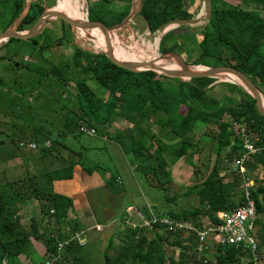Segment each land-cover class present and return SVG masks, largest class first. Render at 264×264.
I'll return each instance as SVG.
<instances>
[{"label":"trees","instance_id":"16d2710c","mask_svg":"<svg viewBox=\"0 0 264 264\" xmlns=\"http://www.w3.org/2000/svg\"><path fill=\"white\" fill-rule=\"evenodd\" d=\"M190 1L194 5L196 0ZM238 1L240 3L234 5L226 0H211L209 18L199 34L178 36L169 32L161 39L159 50L161 53H179L185 48V45L180 44V39L184 41L189 35L193 36L196 54L185 60L188 64L234 67L249 77L264 97V0ZM46 2L48 0H35L27 8L26 0H0V8L13 9L11 24H17L21 20L16 29L18 32H25L36 24L46 10ZM87 2L89 20L101 22L108 27L123 22L133 5V0ZM190 9L191 5L186 0H140L137 14L145 21L150 34L156 35L170 24L194 19L195 13ZM63 13L70 17L67 9ZM60 23L62 36L56 41L43 39L42 35L47 28L38 35L43 39L38 50L41 64L48 61L44 58L46 52L54 46H62L65 39L73 34L68 23L62 20ZM11 24L7 29L12 28ZM96 30L102 32L99 28ZM170 40L172 46L166 47ZM11 41L35 39H9L2 44L4 46L1 50ZM151 46L152 42L145 37L137 41L132 35L130 40L122 39L112 44V49L114 56L120 61L151 62ZM100 48L106 49V46ZM7 59L6 54L0 56V60ZM11 64L10 70L14 71V66L20 65L27 71L30 76L27 83L41 80L45 85L50 75L62 86L73 83L77 93V111L66 113L64 134L77 136L81 133V125L95 129L97 134L106 136L118 145L126 157L134 159L136 171L159 189H167L172 183L173 161L176 163L184 158L192 161L200 153L194 142V131L198 124L211 130L214 164L205 178L201 182H195L187 192L188 196L196 194L198 206L181 212L170 211L167 217L190 221L198 228H203L219 221L217 213L230 211L246 203L245 193L240 190L241 179L239 182L234 172L231 179L223 174L224 163H233L244 154V140L235 125L244 126L250 138L257 145L264 146V116L258 112L256 100L241 86L225 83L230 91L218 100L210 95L217 79L195 78L184 81L154 71L132 72L113 64L104 52L94 53L76 44L70 64H53L48 70L27 61ZM90 80L97 83L103 91L102 96L90 87ZM3 83L4 79L0 76V87ZM236 92L239 99L234 97ZM30 99L31 102L34 100L32 96ZM57 99L60 102L63 97ZM117 121L125 122L128 126L110 134L107 129ZM211 126L214 127L213 130ZM211 133L205 132V135L209 136ZM41 134L44 133L38 134L35 131V135ZM46 134L39 140L42 142L38 143L51 141L50 134ZM51 142L50 148L42 150L44 155L52 153L53 148L57 149L59 146L56 141ZM59 147L69 150L66 146ZM79 158L76 163H67L64 168L48 172L43 178L46 179L45 182L42 180L43 188L40 192L33 191L43 213L51 214L53 210L54 214L51 216L57 221L67 216L72 201L53 193L52 188L50 189L52 183L72 179L74 168L78 165L90 175L100 171L98 167L85 168L82 157ZM246 169L245 177L251 180L255 170H264V151L246 162ZM118 177L112 174L106 180L112 192L123 191ZM240 177L243 179L242 175ZM254 181L250 192L258 213L257 235L264 251V182L257 178ZM15 183H0V264H18L16 260L21 255L30 256L32 241L43 243L49 255L56 249L55 239L40 232L35 219L31 220L29 228L21 224L18 209H21L20 205L24 203L27 194L17 192ZM168 201L173 203L174 199L169 198ZM145 214L149 216L148 212ZM202 218H206L208 223L204 224ZM159 230L166 233L161 234L155 230L153 238H150L148 232L127 225L121 232L112 233L105 249L104 264H190L189 252L193 253L195 264H242L244 254L234 246H216L207 255L209 257L204 256L198 261L194 258L197 245L194 235L184 238L163 228ZM116 236L122 239L119 247L115 246ZM166 244L180 249L178 260L169 258L162 251L164 247L167 248ZM67 250L80 253L79 245L74 243Z\"/></svg>","mask_w":264,"mask_h":264},{"label":"rangeland","instance_id":"374dc122","mask_svg":"<svg viewBox=\"0 0 264 264\" xmlns=\"http://www.w3.org/2000/svg\"><path fill=\"white\" fill-rule=\"evenodd\" d=\"M71 1L72 0H48V2L45 3L47 6L46 10L55 7L57 11L63 13L66 9L68 10ZM186 1L191 5L190 11L195 13V18L189 22L183 21L171 24L174 26L170 27V25L167 27L169 28L168 30H163L160 33V38L158 35L154 36L150 34L145 21L138 14L134 16L133 20L126 27L115 31V33L129 40L132 35L136 37L137 41L145 37L147 41L154 44L157 43L159 39L158 54L161 56L164 54L159 50L163 35L169 32L175 33V35L178 36L179 34H199L200 29L205 26L209 18L210 12L206 6V0H198V5H192L190 0ZM226 1L234 5L240 3L238 0ZM85 12L88 18L87 0ZM12 15L13 9L0 8V33L4 32L7 27L10 26ZM11 26L13 28L18 27L15 23L11 24ZM61 29L60 20H52L42 37L50 42H54L62 36ZM80 30L81 29H72L73 34H70L65 39L62 46H54L46 52L44 55V58L48 60L46 64H41L38 59V50L43 42V39L38 36L34 37L35 41H11L5 48L2 50L0 49V56L6 54L8 57L7 60H0V76L4 79V83L0 87V183L5 185L7 183L16 182L14 184L15 190L21 194L26 193L27 196L30 197V200H27L26 203L20 202V208L22 209H18L19 217L21 215L22 217L26 216L28 213L30 217L38 214L40 202L33 196V191L40 192L43 188L40 183L44 178L43 176H46V174H43V178L39 177L38 174L40 172L38 168L30 170L28 165L25 164L22 154L24 151L29 150L21 148L20 143L24 142L29 144L34 141L42 142L39 140L43 139L44 135H47L46 132L50 134L51 137L49 138L51 141H56V144H59V146H66L70 153L75 156H81L83 160L82 164L85 168L98 167L100 169L98 172L107 179H109L112 174L120 176L123 180L122 185L124 192L127 193V196L124 198L125 204L133 205L144 214L148 212V214L153 213L155 215L167 216L170 211L181 212L184 209L197 207L199 201L196 194L193 193L188 196L187 192H189V188L195 182H201L205 178L214 164L215 155L212 151L213 138L211 130H207L204 125L198 124L194 131V142L198 145L200 153L197 154L192 161H190L189 158L180 159V161L176 163L173 161V181L167 186V189H159L136 171L134 159L126 157L118 145L110 140H103L100 134L90 136L86 133H82L81 128L79 129L81 133H78L77 136H72L69 133L64 134L66 133V123L64 119L68 115L66 113L77 111V93L73 83L62 86L52 75L46 79L45 85L41 80H39L41 82L39 84V81L27 83L30 76L20 65L14 66V71L9 69V64L12 65L11 63L13 62L24 61H27V63H34V66L42 69L44 67L47 70L53 64H70L75 44L81 46L84 50L94 53H102L105 51L104 48L97 47L96 42H93L89 37H82L80 35ZM103 37L106 38L102 32V38ZM185 39L184 41L180 39V44L182 43L185 45L184 50L177 53L187 61L189 58L195 56L196 43L193 36L189 35ZM171 43V40L170 42L168 41L166 47H170ZM1 46L3 47L4 45ZM26 57L29 59L26 60ZM172 64L176 63L171 62L166 65ZM222 80H225V78L222 77L214 84L215 87L218 86L219 92H213V95L219 96L222 93L220 90L227 88ZM89 85L100 96L103 95V91L100 90L96 82L90 80ZM31 96L34 99L32 102L30 99ZM60 96H62L63 99L57 102V98ZM127 126L128 124L125 122L117 121V123L110 126L107 131L112 134L116 130H122ZM211 128L212 130L214 129L212 126ZM35 131H38V134L42 132L44 134L35 135ZM205 132H210L211 134L206 136ZM38 144L40 147L33 152L40 153L44 149L43 143ZM59 146L57 148L61 150L62 148ZM60 152L61 154H65V150L63 149ZM52 154L59 158L56 148H53ZM38 156L39 155H37V157ZM69 156H71V154H69ZM46 160H49V158ZM57 164H59V162L55 160L53 165L48 164V166H45L42 170H44V172L49 171L54 165L57 166ZM223 167V174L227 179L232 178V172L235 173V177L238 176L239 182L241 179L240 190L244 192V180L240 177L241 175H237L238 171L232 168L230 163H224ZM101 171H103L104 174H102ZM195 171H197V173ZM33 174H35V177ZM252 176L251 178L253 181L257 178L258 181L264 182L263 169L255 170ZM169 198H173L174 202L168 201ZM201 221L204 224L208 223L206 218H202ZM125 226L123 221L120 222L117 228L118 232H121ZM160 232L161 234L166 233L163 231ZM148 233L149 237L153 238V232ZM121 242L122 239L116 236L115 246H121ZM162 251H164L169 258L175 260H178L181 252L178 247L171 246L167 248L164 247ZM194 255V258L199 261L197 255ZM188 256L190 257V264H195L192 257L193 253L189 252ZM43 262V257H34V264H42ZM242 264L245 263L242 261Z\"/></svg>","mask_w":264,"mask_h":264},{"label":"crops","instance_id":"0c3cea01","mask_svg":"<svg viewBox=\"0 0 264 264\" xmlns=\"http://www.w3.org/2000/svg\"><path fill=\"white\" fill-rule=\"evenodd\" d=\"M31 2L32 0H26L27 8ZM198 4L199 2L196 0L195 5ZM49 24L50 23H48L47 26ZM164 36L165 35H163V37ZM218 80L219 79H217L216 82H218ZM222 82L227 83L225 81ZM225 87L227 86L225 85ZM220 91L222 93L219 96L213 95V92H219L218 86L215 87L214 85L210 90V95L220 100L224 95L228 94L230 90L227 87ZM234 97L239 99L237 92L235 93ZM102 137L103 140H108L106 136ZM61 148L65 150V154H61L60 151H62V149L59 150V148H57L59 158L55 157L52 153L44 155L42 151L40 153L30 150L24 151L22 154L24 159L23 161H25V164L28 165L30 170L38 168L40 175L38 173L37 174L39 177H42L43 174H47L50 171L64 168L68 165L67 163H76L79 161V156H75L74 154L70 153L69 150H66L63 147ZM69 154H71V156H69ZM37 155L39 156L37 157ZM47 158H49V160H46ZM55 160H58L59 162L57 166L54 165L51 170L46 172L42 170L45 166H48V164L53 165ZM34 175L35 174H33V176ZM42 180L45 182L46 179ZM106 180L107 178H104L99 172H94L92 175H90L83 167L78 165L74 168L72 179L54 181L50 187V189L52 188V192L56 195L64 196L72 201V207L68 211V214L65 218L57 221L53 216H51L52 214H48L47 212L43 213L41 204L39 205L40 209L38 214L30 217L28 213L26 216L22 217L21 215L19 217L25 228H29L31 220L35 219L40 232H45L47 235H57L58 238H69V235L65 231L67 227H71L73 229H75L74 227H78L77 229L90 230L86 244L81 246L79 245V254L76 251H70L66 249L61 254L60 258L55 261V264L105 263L104 253L108 240L110 239L112 233L118 232L117 228L119 223L122 222V216L125 209L129 206H133L125 204L124 198L127 196V193L124 192V188L121 192H112L107 186ZM118 182L122 185L123 180L120 176L118 177ZM41 184L42 182L40 185ZM27 200H30L29 196L26 197L24 203H26ZM97 225H101L104 228L103 232H98L95 230V226ZM74 245L78 244L74 243ZM29 255L30 256L21 255L19 258H17V263L34 264L33 262L35 256L44 258V262L42 264H44L49 259V254L47 253L45 245L40 242L37 243L36 241H32L31 252Z\"/></svg>","mask_w":264,"mask_h":264},{"label":"built area","instance_id":"2783aa9c","mask_svg":"<svg viewBox=\"0 0 264 264\" xmlns=\"http://www.w3.org/2000/svg\"><path fill=\"white\" fill-rule=\"evenodd\" d=\"M28 59L26 57V60ZM235 127L239 130V134L244 140V154L235 162L230 163V166L243 176L246 203L238 205L230 211L217 213L216 217L219 221L216 224L207 225L203 228H198L190 221L176 220L153 213L146 216V214L136 207L129 206L125 209L122 216V221L125 225L145 232H154L155 230L160 232L159 229L163 228L165 231L169 230L184 238L194 235L197 242L195 253L199 259L210 254L216 246H234L241 249V252L244 254L242 261L245 264H249L250 262L252 264H264V251L261 247L256 228L258 213L250 192V189L254 186V181L245 177L247 172L246 162H249L253 156L264 151V146L257 145L250 138L244 126L235 125ZM80 128L82 133L90 136L97 134L95 129L86 125H81ZM20 147L36 151L40 145L36 142L29 144L21 142ZM50 147L51 142L46 141L44 148ZM50 213L54 214V211L51 210ZM95 230L103 232L104 228L101 225H97L95 226ZM65 231L69 235V238H58L57 235H51L56 241V249L54 253L49 255V259L44 264H55V261L60 258L61 254L71 243L80 246L85 245L90 232L89 229H73L71 227H67ZM166 247L169 246L166 244Z\"/></svg>","mask_w":264,"mask_h":264},{"label":"water","instance_id":"95a60500","mask_svg":"<svg viewBox=\"0 0 264 264\" xmlns=\"http://www.w3.org/2000/svg\"><path fill=\"white\" fill-rule=\"evenodd\" d=\"M138 1L133 0V5L130 14L127 18L118 25L108 27L101 22L90 21L87 22H76L72 20L66 14L59 12L55 7L45 10L36 24L27 32H18L16 28H10L0 33V48L1 45L9 39L17 40H30L39 34H41L46 28L47 24L52 20H62L68 23L72 29H96L99 28L102 30L106 36V49L104 53L108 59L115 65L124 68L126 70L135 72V71H154L158 74L165 75L172 78H179L184 81H190L195 78H214L221 79L225 78L227 83L236 84L244 88L255 100L257 105L258 112L264 116V97L256 84L247 77L244 73L238 69L231 66H216V67H206V66H192L189 65L184 58L177 52H167L159 57L161 61H164L165 64L175 62L179 68L171 69L167 65H156L155 62H129V61H120L114 56L112 49V43L110 40V34L115 31L121 30L126 27L137 14L138 10ZM207 9L210 12L211 9V0H206ZM21 20L17 23L19 25ZM228 77H236L238 81L228 79Z\"/></svg>","mask_w":264,"mask_h":264},{"label":"bare ground","instance_id":"6f19581e","mask_svg":"<svg viewBox=\"0 0 264 264\" xmlns=\"http://www.w3.org/2000/svg\"><path fill=\"white\" fill-rule=\"evenodd\" d=\"M140 1V0H139ZM138 1V3H139ZM139 6V4H138ZM85 8H86V0H72L69 4V8H68V12L70 17L72 18V20L76 21V22H87L88 18L85 12ZM171 25V24H170ZM168 25V26H170ZM167 26V27H168ZM174 25H171L170 27H172ZM166 29L164 28L163 30H168L169 28ZM159 31L158 34H156V36L158 35L160 38V33L163 31ZM80 35L83 37H89L93 42H96L98 47H104L106 46V38H102V32L96 30V29H88V30H80ZM155 36V35H154ZM124 38L120 37L117 33H111L110 35V40L112 44H115L117 42H119L120 40H122ZM158 42L159 39L157 40V43H152L151 46V62H155L156 65H166L164 63V61H161L159 59V54H158ZM168 68L171 69H178L179 66L177 64H172V65H167ZM228 79L234 80V81H238V79L236 77H228Z\"/></svg>","mask_w":264,"mask_h":264}]
</instances>
